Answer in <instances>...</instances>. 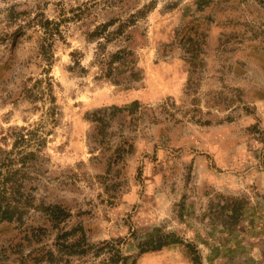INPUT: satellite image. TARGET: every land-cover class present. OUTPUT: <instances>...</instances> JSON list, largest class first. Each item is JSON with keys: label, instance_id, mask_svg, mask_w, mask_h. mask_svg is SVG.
I'll use <instances>...</instances> for the list:
<instances>
[{"label": "rangeland", "instance_id": "obj_1", "mask_svg": "<svg viewBox=\"0 0 264 264\" xmlns=\"http://www.w3.org/2000/svg\"><path fill=\"white\" fill-rule=\"evenodd\" d=\"M0 206V264H264V0H0Z\"/></svg>", "mask_w": 264, "mask_h": 264}, {"label": "trees", "instance_id": "obj_2", "mask_svg": "<svg viewBox=\"0 0 264 264\" xmlns=\"http://www.w3.org/2000/svg\"><path fill=\"white\" fill-rule=\"evenodd\" d=\"M20 138H22L23 139V137H24V135H20L19 136ZM29 156H31V155H25V156H23V157H21V159H20V161H21V163H22V165H25L26 164V162H27V159H28V157ZM56 209V213H57V215H59L60 213H62V211H61V208H59V207H56L55 208ZM9 210H8V208L6 207L5 209H3V210H1V206H0V222H2L3 220H5V219H7V221H11L12 220V215H9ZM169 243H167V242H161V240L158 242V245L157 246H155L153 249L154 250H159V249H161L163 246H165V245H168ZM195 263H196V261H195Z\"/></svg>", "mask_w": 264, "mask_h": 264}]
</instances>
